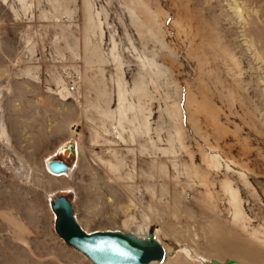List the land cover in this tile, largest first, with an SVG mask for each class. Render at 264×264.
<instances>
[{"label": "rangeland", "instance_id": "obj_1", "mask_svg": "<svg viewBox=\"0 0 264 264\" xmlns=\"http://www.w3.org/2000/svg\"><path fill=\"white\" fill-rule=\"evenodd\" d=\"M59 195L152 264H264V0H0V264H91Z\"/></svg>", "mask_w": 264, "mask_h": 264}, {"label": "water", "instance_id": "obj_2", "mask_svg": "<svg viewBox=\"0 0 264 264\" xmlns=\"http://www.w3.org/2000/svg\"><path fill=\"white\" fill-rule=\"evenodd\" d=\"M47 170L53 174H64L68 173L69 166L54 159L47 163ZM51 210L55 216L57 236L91 264H150L167 259L166 251L153 232H149L146 238L120 231L87 233L79 225L72 202L65 195L52 200ZM228 264L238 263L231 260Z\"/></svg>", "mask_w": 264, "mask_h": 264}, {"label": "bare ground", "instance_id": "obj_3", "mask_svg": "<svg viewBox=\"0 0 264 264\" xmlns=\"http://www.w3.org/2000/svg\"><path fill=\"white\" fill-rule=\"evenodd\" d=\"M64 151V150H63ZM47 166V165H46ZM49 172V171H48ZM69 172H70V167H69V170H68V173H64V174H53V173H51V172H49L50 174H52V175H55V176H65V175H68L69 174ZM153 263H156V262H153ZM150 264H152V263H150ZM166 264H174L173 262L171 263V262H167ZM216 264H219V263H216Z\"/></svg>", "mask_w": 264, "mask_h": 264}]
</instances>
